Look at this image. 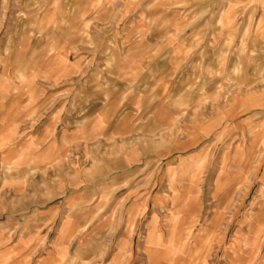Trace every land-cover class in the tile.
<instances>
[{
  "label": "rangeland",
  "instance_id": "rangeland-1",
  "mask_svg": "<svg viewBox=\"0 0 264 264\" xmlns=\"http://www.w3.org/2000/svg\"><path fill=\"white\" fill-rule=\"evenodd\" d=\"M0 264H264V0H0Z\"/></svg>",
  "mask_w": 264,
  "mask_h": 264
}]
</instances>
